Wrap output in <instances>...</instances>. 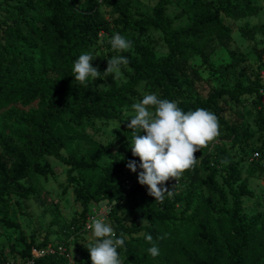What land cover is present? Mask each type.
<instances>
[{
	"label": "trees",
	"instance_id": "trees-1",
	"mask_svg": "<svg viewBox=\"0 0 264 264\" xmlns=\"http://www.w3.org/2000/svg\"><path fill=\"white\" fill-rule=\"evenodd\" d=\"M3 6L24 18L30 36H24L18 27L0 26V101L30 110L31 114L21 112L15 116V123L30 128L32 133L25 132L19 137L20 142L14 141L6 119L0 115V222L7 228L19 227L9 219L11 200L20 209L17 199L27 200L36 193L35 187L26 180L32 175L43 178L53 175L48 163L43 162L48 157L67 168L66 188L73 186L76 203L81 208L78 219H73L70 225L61 224L66 238L71 227L78 229L80 220L85 221L92 206L108 203L111 206L108 223L117 236L121 232L126 236L124 246L118 249L124 264H149L136 246L159 245L161 240L189 264H261V254L251 260L248 254L253 243L252 232L261 225L264 214L251 217L243 214V199L254 198V193L248 187V178H241L235 162L225 155L220 145H215L210 153H207L209 145L200 149L204 151L201 168L206 173L200 184L208 192L202 205L215 215L217 224L221 218L227 224V233L216 234L208 221L198 220L201 208L193 205L191 190L183 194L170 187L173 195L169 197L165 193L163 203L149 195L141 205L138 195L146 185L137 182L128 190L123 182L131 176L127 163L134 160L139 164V157L132 154L124 162L104 167L95 188L83 185L75 173L96 171L103 152L99 150L90 160L63 156L62 152L74 138L59 135L53 129L55 122L70 123L83 133L95 121H117L124 127V137L132 138L133 131L122 119V111L143 98L138 92L143 86L145 94L155 93L160 99L174 101L184 112L202 108L215 114L221 139L233 145L247 140V131L244 124L231 123L225 115L231 105L241 106L242 97H252L258 111L259 130L264 131V85L258 78L251 85L236 83L232 90L218 88L206 98H200L196 95L200 76L189 64L194 57L204 65L209 64V52L215 41L225 43L230 39L232 30L226 20L238 21L257 14L252 1L157 0L151 15L135 11L132 0H0V8ZM102 7L115 17L119 31L138 36L158 31L166 54L157 57L153 47L131 40L133 55L120 54L129 61L126 70H122L124 83L119 84L113 74H103L107 60L112 58L109 54L99 68L92 60L101 75L93 81L89 78L88 86H84L74 79L72 67L81 54L93 55L92 48L101 34L111 33L109 22L100 13ZM175 7L178 11L173 16L167 15L166 11ZM27 13L31 15L26 17ZM182 21L186 24L176 26ZM16 63L21 64V75L6 81L4 65ZM101 79L108 88L92 90L91 84ZM256 151L264 152V147ZM255 170L259 172L253 164L248 174L252 175ZM124 198L128 200L127 214L131 217L128 225L124 224L126 214L117 210ZM177 205L181 206L179 211L175 210ZM167 223L181 225V233L192 226H197L199 231L186 245L181 233L164 237L161 227ZM145 233L152 235V243L145 240ZM47 245V242L36 245L30 240L20 256L27 261L34 250ZM199 251L204 257L199 256ZM63 259L52 255L34 259L32 264H62Z\"/></svg>",
	"mask_w": 264,
	"mask_h": 264
},
{
	"label": "rangeland",
	"instance_id": "rangeland-1",
	"mask_svg": "<svg viewBox=\"0 0 264 264\" xmlns=\"http://www.w3.org/2000/svg\"><path fill=\"white\" fill-rule=\"evenodd\" d=\"M157 0H132L135 11L151 15L152 9ZM253 6L258 12L255 16L246 17L238 21L226 20V24L231 28L230 39L225 43L215 41L209 54V64L204 65L202 61L194 57L189 64L197 70L200 81L196 84V95L200 98H206L207 95L215 89L232 90L236 83L242 85H251L256 78L261 82L264 73V0H251ZM177 8H170L166 11L167 15L173 16ZM101 15L109 22L111 33L101 34L99 41L92 48L96 67L99 68L109 54L120 56L123 53L133 55V50L118 51L111 46V39L114 34H121L128 40H138L140 43L153 47L157 57L165 56L166 48L162 42L161 34L158 31H150L146 35L138 36L126 31H119L120 28L114 23L115 17L110 11L102 7ZM31 14L27 13L26 17ZM186 22H178L176 26L185 25ZM246 25L248 26L246 28ZM0 26L18 27L24 36H30L24 23V18L13 11L10 7L0 8ZM257 29L252 30L253 27ZM243 31H245L243 33ZM3 77L6 81L16 80L21 75V64L4 65ZM124 68V69H123ZM126 70L121 66V71ZM119 84L125 82L122 72L120 79H116ZM263 84V83H262ZM108 84L104 80L91 84L92 90H106ZM138 92L145 95L143 86L138 88ZM134 102H137L136 100ZM240 107L231 105V110L225 115V118L235 124H244L248 139L233 145L230 141L222 140L220 134L210 142V153L215 145H220L225 155L235 162L241 173V178H248V187L254 193V198L243 199V214L251 217L258 213L264 214V175L256 171L249 175L252 163L250 156L258 148L264 147V131L259 130L257 122V110L254 107V99L244 96L240 99ZM25 112L31 114L30 110L21 108L14 103L0 101V115L7 121V130L12 139L20 142V136L25 132H31L30 128L15 123V116ZM134 115L133 109L126 108L122 111V119L129 122ZM53 129L62 136H72L73 142L62 152L63 156L73 155L77 160L84 157L90 160L99 150L103 152L100 166L96 171H79L75 176L83 184H90L95 188L98 180L102 177V169L106 166H113L124 162L131 152L132 138L124 137V127L117 121H95L94 126L88 128L85 132L77 131L70 123L55 122ZM144 133L143 131H140ZM145 134V133H144ZM198 162L194 168L186 170L178 180L169 179L163 187L176 188L179 193H186L191 190L194 194L193 205H198L201 210L198 220H206L213 227L216 234L220 231L227 233V224L224 218L216 223L215 215H212L204 209L202 200L208 196V192L200 184V180L206 177V173L201 168L200 160L204 151L199 150L194 153ZM43 162L48 163L53 175L43 178L32 175L26 180V183L36 189V193L27 200L17 199L18 205L11 200V213L9 219L16 223L18 228H7L0 222V263L9 264H27L26 259L20 256L30 240L36 245L43 242L56 247H62L64 251V261L62 264H91L90 254L87 250V241L91 239V232L84 231V222L80 220L78 229H72L65 237V232L61 230V224L70 225L73 219H78L81 212L80 205L76 203L73 193V186L66 188V170L67 168L52 158H44ZM139 165V164H137ZM255 169V168H254ZM131 173V171H129ZM65 191V192H64ZM149 197L147 186H143L138 195L141 205ZM128 200L124 198L117 206V210L125 215L124 224H130V216L127 214ZM181 206L175 207L179 211ZM1 218V214H0ZM72 224V223H71ZM165 238L171 234L176 236L181 233V225H171L167 223L161 227ZM199 231L197 226L189 227L181 233V239L188 245L191 237ZM252 248L248 254L251 260L257 255H262L261 264H264V216L260 226L252 232ZM262 243V247L260 246ZM152 244L145 246H136L140 256H145L149 264H189L177 252L173 251L165 240H161L159 245V255L156 257L148 253ZM200 257H204L202 252H198ZM122 259V258H121Z\"/></svg>",
	"mask_w": 264,
	"mask_h": 264
},
{
	"label": "clouds",
	"instance_id": "clouds-1",
	"mask_svg": "<svg viewBox=\"0 0 264 264\" xmlns=\"http://www.w3.org/2000/svg\"><path fill=\"white\" fill-rule=\"evenodd\" d=\"M114 50L128 51L132 42L121 34H114L111 41ZM94 56L81 54L74 61L72 72L74 79L81 85L88 86L91 81L99 79L101 72L92 65ZM127 57L114 56L107 60L103 74H113L115 79L122 76L121 66H127ZM134 115L128 119L127 128L133 131L131 152L139 157L129 161L126 167L133 173L137 167V181L146 185L148 195L155 201L163 203L165 193L169 197L172 190L163 187L169 179L178 180L186 170L195 167L198 160L194 153L207 147L219 135L218 118L215 114L202 108L184 112L176 102L160 99L155 93L145 94L139 102L131 105ZM143 131L144 135L138 133ZM91 239L87 241V250L91 264H124L118 252L125 243L123 232L117 236L113 227L103 217L93 218L88 225ZM145 240L152 243L151 234H144ZM162 238V237H160ZM148 253L156 257L159 248L153 244Z\"/></svg>",
	"mask_w": 264,
	"mask_h": 264
},
{
	"label": "built area",
	"instance_id": "built-area-1",
	"mask_svg": "<svg viewBox=\"0 0 264 264\" xmlns=\"http://www.w3.org/2000/svg\"><path fill=\"white\" fill-rule=\"evenodd\" d=\"M262 80H263V85H264V73L262 74ZM250 162L254 165L257 166L259 172L264 175V152L260 151H254L252 152L250 156ZM141 169L137 167V172L130 173L129 178H124L123 182L125 187L129 190V188L134 184L137 183V173L140 172ZM111 214V206L108 203H103L101 205L97 206H92L89 209V212L87 213V216L85 218L84 224H83V229L84 231H90L88 228L89 223L93 218H100L103 217L106 219V222L108 223L109 221V216ZM52 255H57V256H62L64 257V251L62 247H56L48 244L45 248H41L38 250H34L31 254V258L27 260V264H32L34 259H41L47 256H52ZM1 264H9V263H1Z\"/></svg>",
	"mask_w": 264,
	"mask_h": 264
}]
</instances>
